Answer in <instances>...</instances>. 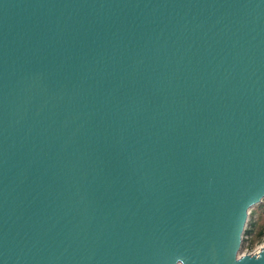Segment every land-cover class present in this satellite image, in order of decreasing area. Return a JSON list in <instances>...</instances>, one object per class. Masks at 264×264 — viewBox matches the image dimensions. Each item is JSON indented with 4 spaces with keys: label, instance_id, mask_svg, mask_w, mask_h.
Masks as SVG:
<instances>
[{
    "label": "water",
    "instance_id": "95a60500",
    "mask_svg": "<svg viewBox=\"0 0 264 264\" xmlns=\"http://www.w3.org/2000/svg\"><path fill=\"white\" fill-rule=\"evenodd\" d=\"M262 202L264 0H0V264H264Z\"/></svg>",
    "mask_w": 264,
    "mask_h": 264
},
{
    "label": "trees",
    "instance_id": "16d2710c",
    "mask_svg": "<svg viewBox=\"0 0 264 264\" xmlns=\"http://www.w3.org/2000/svg\"><path fill=\"white\" fill-rule=\"evenodd\" d=\"M263 205H264V202H262L261 204L257 205L256 207H262ZM254 224H255L254 221H249L248 225H247V228L245 230V234L249 235V245H251V247L253 245H255L256 243L261 242L262 239H263V236H264V226L262 224H260V225H258V227H256V226L253 227Z\"/></svg>",
    "mask_w": 264,
    "mask_h": 264
}]
</instances>
